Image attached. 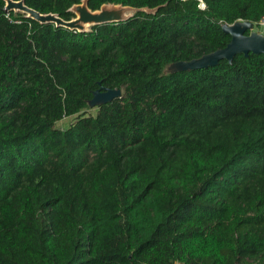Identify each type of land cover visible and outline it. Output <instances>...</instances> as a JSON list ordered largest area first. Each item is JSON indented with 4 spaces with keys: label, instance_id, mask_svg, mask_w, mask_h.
Returning <instances> with one entry per match:
<instances>
[{
    "label": "trees",
    "instance_id": "1",
    "mask_svg": "<svg viewBox=\"0 0 264 264\" xmlns=\"http://www.w3.org/2000/svg\"><path fill=\"white\" fill-rule=\"evenodd\" d=\"M14 1L65 21L83 2ZM6 5L0 264H264V55L167 72L259 28L264 0H88L137 11L89 32ZM101 88L123 94L89 115Z\"/></svg>",
    "mask_w": 264,
    "mask_h": 264
},
{
    "label": "water",
    "instance_id": "2",
    "mask_svg": "<svg viewBox=\"0 0 264 264\" xmlns=\"http://www.w3.org/2000/svg\"><path fill=\"white\" fill-rule=\"evenodd\" d=\"M6 10L23 13L27 18H31L40 24H52L75 32H89L90 30L85 29V25L88 24H92V27L120 24L135 15L133 14L126 18V13L134 9L112 5H106L101 10L93 12L88 8V0H83L82 4L72 7L70 11L75 15V18L71 21H65L54 14H40L27 7L24 1L7 0ZM134 11L137 12L136 10ZM255 27L253 23L242 21L233 25L224 24L222 26L224 33L231 37V42L226 48L204 55L199 59L173 63L167 68V72L180 73L208 69L217 66L222 61L232 63L238 55L248 56L251 53L264 55V34L257 33ZM247 33L250 34L247 35ZM122 94V90L101 88L94 93L93 99L89 102V107L91 109L99 108L121 98Z\"/></svg>",
    "mask_w": 264,
    "mask_h": 264
},
{
    "label": "rangeland",
    "instance_id": "3",
    "mask_svg": "<svg viewBox=\"0 0 264 264\" xmlns=\"http://www.w3.org/2000/svg\"><path fill=\"white\" fill-rule=\"evenodd\" d=\"M204 8V7H203ZM136 13V12H135ZM134 13V14H135ZM259 29V28H258ZM258 29H255V31L257 32V33H262V34H264V27H261L259 30ZM90 30V29H89ZM97 111H98V108H94V109H90L89 111H88V113L87 114H89V115H93V116H95L96 115V113H97ZM75 118H66V119H64V120H62L57 126L59 127V128H61V129H66L67 127H69L71 124H73L75 121Z\"/></svg>",
    "mask_w": 264,
    "mask_h": 264
},
{
    "label": "bare ground",
    "instance_id": "4",
    "mask_svg": "<svg viewBox=\"0 0 264 264\" xmlns=\"http://www.w3.org/2000/svg\"><path fill=\"white\" fill-rule=\"evenodd\" d=\"M134 12H135L134 10H130V11H128V12L126 13L125 17H126V18L130 17L131 15L134 14ZM91 27H92V24L85 25V29H86V30H89Z\"/></svg>",
    "mask_w": 264,
    "mask_h": 264
},
{
    "label": "built area",
    "instance_id": "5",
    "mask_svg": "<svg viewBox=\"0 0 264 264\" xmlns=\"http://www.w3.org/2000/svg\"><path fill=\"white\" fill-rule=\"evenodd\" d=\"M202 7H204V5L202 6ZM261 27H264V19L260 22V24H259V29L261 28ZM258 29V30H259Z\"/></svg>",
    "mask_w": 264,
    "mask_h": 264
},
{
    "label": "clouds",
    "instance_id": "6",
    "mask_svg": "<svg viewBox=\"0 0 264 264\" xmlns=\"http://www.w3.org/2000/svg\"><path fill=\"white\" fill-rule=\"evenodd\" d=\"M256 28V27H255ZM258 29V28H257Z\"/></svg>",
    "mask_w": 264,
    "mask_h": 264
}]
</instances>
